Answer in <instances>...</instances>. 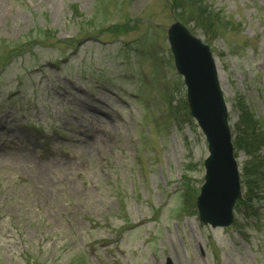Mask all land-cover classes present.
<instances>
[{"label": "rangeland", "instance_id": "obj_1", "mask_svg": "<svg viewBox=\"0 0 264 264\" xmlns=\"http://www.w3.org/2000/svg\"><path fill=\"white\" fill-rule=\"evenodd\" d=\"M206 2L216 37L183 23L210 48L232 141L240 103L264 132V0ZM176 17L171 0H0V264H264V192L236 227L192 206L208 153Z\"/></svg>", "mask_w": 264, "mask_h": 264}, {"label": "water", "instance_id": "obj_2", "mask_svg": "<svg viewBox=\"0 0 264 264\" xmlns=\"http://www.w3.org/2000/svg\"><path fill=\"white\" fill-rule=\"evenodd\" d=\"M167 41L186 87L190 114L207 142L204 181L196 198L198 218L212 228L228 227L242 189L216 64L209 46L178 21L167 27ZM166 264H172L170 259Z\"/></svg>", "mask_w": 264, "mask_h": 264}, {"label": "trees", "instance_id": "obj_3", "mask_svg": "<svg viewBox=\"0 0 264 264\" xmlns=\"http://www.w3.org/2000/svg\"><path fill=\"white\" fill-rule=\"evenodd\" d=\"M171 7L177 14L178 21L193 23L192 28L199 29L205 36L216 37L218 35L217 28L214 27V23L218 20V14L213 12L206 0H171ZM239 109L241 114L236 125L237 134L233 144L236 150H243L249 159L241 171L244 192L237 201L236 208L243 209L244 219L247 220L259 215V208L255 206L260 199V194L264 192V160L258 153L264 145V132L259 130L252 113L244 104L240 103ZM187 190L188 194L185 197L188 202L192 196L191 191H195V189L187 188ZM192 206L194 207L195 204L192 203ZM236 225L235 221L234 226L236 227ZM237 228L240 227L237 226Z\"/></svg>", "mask_w": 264, "mask_h": 264}]
</instances>
